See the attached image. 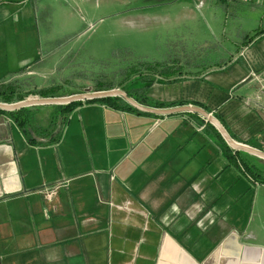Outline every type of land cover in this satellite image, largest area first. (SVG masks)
Returning <instances> with one entry per match:
<instances>
[{
    "label": "crops",
    "instance_id": "obj_1",
    "mask_svg": "<svg viewBox=\"0 0 264 264\" xmlns=\"http://www.w3.org/2000/svg\"><path fill=\"white\" fill-rule=\"evenodd\" d=\"M221 1L226 20H207L222 37L212 62L182 49L165 74L145 70L127 88L159 109L200 108L264 152V0ZM59 5L61 34L50 0H0V85L41 58L49 35L74 31L78 17ZM40 106H28V133L0 113V264H264V158L200 112L88 102L62 125Z\"/></svg>",
    "mask_w": 264,
    "mask_h": 264
},
{
    "label": "rangeland",
    "instance_id": "obj_2",
    "mask_svg": "<svg viewBox=\"0 0 264 264\" xmlns=\"http://www.w3.org/2000/svg\"><path fill=\"white\" fill-rule=\"evenodd\" d=\"M50 2L56 11L50 24L54 32L63 31L60 2L78 18L71 26L72 33L49 35L39 43V57L35 54L41 58L23 69V74L10 77L16 94L24 95V100L42 98L35 93L52 87L56 89L53 97L86 93L89 87L97 91L95 87L104 85L128 91V84L130 88L138 85L136 76L145 71L146 62L176 61L182 49L201 56L197 58L198 64H209L221 49L222 37L214 35L207 20L211 24L212 18L226 20L228 3L221 0H91L92 6L86 12L79 11L76 4L81 0ZM166 2L170 3L163 4ZM218 8L223 15L218 14ZM225 44L230 45L228 41ZM16 102L19 101L8 103ZM42 109L46 115L52 111Z\"/></svg>",
    "mask_w": 264,
    "mask_h": 264
},
{
    "label": "trees",
    "instance_id": "obj_3",
    "mask_svg": "<svg viewBox=\"0 0 264 264\" xmlns=\"http://www.w3.org/2000/svg\"><path fill=\"white\" fill-rule=\"evenodd\" d=\"M145 70L150 73H156V74H165L168 70L167 67L164 64H161L159 62H146V68ZM142 73V72H141ZM141 73L136 76L138 78L139 76L141 77ZM152 80H150L149 84L146 85L145 87H140V88H134L132 91L137 92V91H145V89L149 88V86L152 84ZM113 86L110 85H104V86H97L95 89L97 91H102V90H109L112 89ZM128 95L132 98H134L138 103L143 104V105H148L152 107H157V108H162L164 105L162 103H157V102H148L145 99H140L137 96L131 94V92L125 90ZM36 95H39L42 98L46 97H53L56 96V89L52 87L51 89H41L35 93ZM21 101L25 99L24 95H17L16 90L14 89V86L12 83L8 84H2L0 85V101L3 102H13L14 100ZM88 102H101L105 103L109 106H112L114 108H123V109H128L132 110L135 112H139L135 107L131 106L129 103H127L122 97L120 96H111V97H105V98H99V99H92V100H84V101H74L68 104H60V105H55V104H49V105H43V106H51L55 109V112L52 117H58L61 124L64 125L67 121L68 115L70 112H72L76 107L88 103ZM42 105L40 107H43ZM38 107V106H37ZM35 111L36 109H33V107H22L16 110L12 111H7L4 109L0 108V113H5L10 115L15 119L17 124L22 128L23 131L28 133L31 129H33L36 125L33 122L32 117H35ZM53 124V122H51ZM219 135V133H218ZM221 136V135H219ZM31 140V139H30ZM239 153V152H236ZM230 158L233 159L235 158L234 154L230 155ZM234 161V160H232ZM236 162V159H235Z\"/></svg>",
    "mask_w": 264,
    "mask_h": 264
},
{
    "label": "water",
    "instance_id": "obj_4",
    "mask_svg": "<svg viewBox=\"0 0 264 264\" xmlns=\"http://www.w3.org/2000/svg\"><path fill=\"white\" fill-rule=\"evenodd\" d=\"M111 96H120L123 99L126 100L127 103H129L131 106L135 107L136 109L144 112H150L155 113L158 115H169L174 114L178 112L183 111H189V110H196L200 112L204 117L208 119L212 124H214L217 129L220 131L224 139L227 141V143L232 146L234 149L237 150H243L249 153H252L254 155H257L259 157L264 158V152L258 151L256 149L250 148L248 146L242 145L240 143H236L232 137L229 135L225 127L216 119L214 116L208 114L206 111L196 108V107H190V106H180L175 108H167V109H159V108H151L144 105H141L136 100H134L132 97H130L124 90L122 89H109V90H102V91H93L92 87H89L87 89L86 93H80L71 95L68 97H46V98H39V99H26L22 100L16 103H5L0 102V108L12 111L16 110L22 107H28V106H34V105H46V104H68L74 101H84V100H92V99H99V98H105V97H111Z\"/></svg>",
    "mask_w": 264,
    "mask_h": 264
},
{
    "label": "built area",
    "instance_id": "obj_5",
    "mask_svg": "<svg viewBox=\"0 0 264 264\" xmlns=\"http://www.w3.org/2000/svg\"><path fill=\"white\" fill-rule=\"evenodd\" d=\"M261 93L264 94V87H262V89H261ZM245 102H246L247 104H251V100H249V99H246ZM263 108H264V107H263Z\"/></svg>",
    "mask_w": 264,
    "mask_h": 264
}]
</instances>
